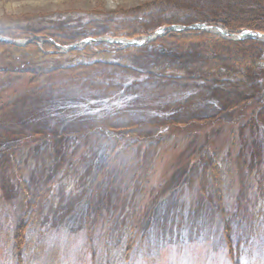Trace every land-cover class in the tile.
<instances>
[{
  "label": "rangeland",
  "instance_id": "1",
  "mask_svg": "<svg viewBox=\"0 0 264 264\" xmlns=\"http://www.w3.org/2000/svg\"><path fill=\"white\" fill-rule=\"evenodd\" d=\"M260 3L0 0V64L94 39L0 74V264H264Z\"/></svg>",
  "mask_w": 264,
  "mask_h": 264
},
{
  "label": "trees",
  "instance_id": "2",
  "mask_svg": "<svg viewBox=\"0 0 264 264\" xmlns=\"http://www.w3.org/2000/svg\"><path fill=\"white\" fill-rule=\"evenodd\" d=\"M247 1H250V0H247ZM241 3H242V5L239 6L240 14L238 15V17L243 16V15H247L248 13H250L252 11L250 9H244L245 4L243 2H241ZM219 6H221V5H219ZM258 6L264 7V3H260V4H258ZM249 10H250V12H249ZM157 13H159V10H156V8H154L150 11V14H157ZM175 14L177 15V12H171L172 16ZM253 18L254 19H252V17H249L248 19L253 20V22L252 21L248 22L246 25H244V27H246L247 29H256V30L264 31V19L262 20V18H260V16H257V18H255V17H253ZM239 21L242 22L243 20L239 19ZM168 22L171 23V20H168ZM233 23L237 24L236 22H233ZM235 24L228 23L226 26L231 32L240 31L239 26H237V25L234 26ZM194 31L195 30L190 31L189 34H192V32H194ZM170 34L171 35H182V33H170ZM167 36H169V34H166L164 37H167ZM21 37H23V36H21ZM2 44L6 45V47H3V49L6 48V49L13 50L16 52V48H11L12 47L11 44H9L7 42H4ZM50 45L54 48V51H51V50L48 51L49 53L47 52V55L48 56L50 55V57H52L54 59L52 65L50 63V64H45L43 67H41L39 65V63L40 64L43 63V62H41V58H43L46 55V53H45L46 51L44 50L45 48L41 49L35 43H29L25 47H21L22 50L17 51V53H20V54H14V55L11 54V56L9 58L4 59V60H6V62L4 64H0V74L5 75V77H8V76L13 74L14 77L17 79H19L20 77L22 78V77H29V76L32 78V76L36 75L37 73H43L42 71H44L45 68L47 69L50 67L51 70H54L53 68L65 66V65L60 66L61 61L64 58L68 59V57L71 56L70 58L73 61V59L76 57V55L81 56L83 54L82 52H80V51L76 52L75 50L70 51V52L60 53L55 48V46L53 44H50ZM92 51H93V54H95L94 53L95 49L94 50L92 49ZM43 52L45 54H42ZM189 76H190V81L197 79L196 78L197 76H195V75H189ZM232 79H233V82L236 81L237 83H239L240 86H245L247 84V82H245L246 79H241V82L237 81L236 78H232ZM246 87H248V86H246Z\"/></svg>",
  "mask_w": 264,
  "mask_h": 264
},
{
  "label": "water",
  "instance_id": "3",
  "mask_svg": "<svg viewBox=\"0 0 264 264\" xmlns=\"http://www.w3.org/2000/svg\"><path fill=\"white\" fill-rule=\"evenodd\" d=\"M194 28H199V29H202V30H206V31H210L212 28L209 27V26H206L205 24H195V25H191V26H172L168 29V31H184V30H189V29H194ZM215 28V27H214ZM217 30V32H220V33H223L225 34L227 31L224 30L223 28L221 27H217L215 28ZM164 35L166 34V31L164 30L162 33H159V34H156V36L158 35ZM260 36V37H264V33H261V32H252V31H249V30H245L244 32H242L240 35H235L236 38H243V37H254V36ZM154 37H149L148 39H152ZM0 39H3L5 41H10V39L8 38H0ZM98 40H102V39H98ZM105 41L107 42H116V43H120V44H123L124 46H128V45H139V44H142V41L139 42V41H134V40H128V39H119V38H112V37H106L104 38ZM12 41V40H11ZM94 39H86L84 40L83 42L84 43H89V42H93ZM24 43H27V42H30V40H24L23 41ZM83 42H80L78 44H75V46H70L69 48H65L66 50H69V49H72V48H76L79 44L83 43Z\"/></svg>",
  "mask_w": 264,
  "mask_h": 264
},
{
  "label": "bare ground",
  "instance_id": "4",
  "mask_svg": "<svg viewBox=\"0 0 264 264\" xmlns=\"http://www.w3.org/2000/svg\"><path fill=\"white\" fill-rule=\"evenodd\" d=\"M223 34V33H222ZM119 39H125V38H119Z\"/></svg>",
  "mask_w": 264,
  "mask_h": 264
}]
</instances>
